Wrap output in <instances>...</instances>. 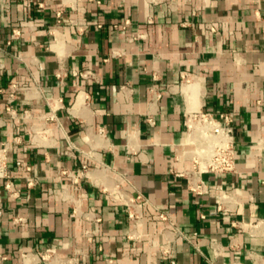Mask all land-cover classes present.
<instances>
[{"label": "crops", "instance_id": "1", "mask_svg": "<svg viewBox=\"0 0 264 264\" xmlns=\"http://www.w3.org/2000/svg\"><path fill=\"white\" fill-rule=\"evenodd\" d=\"M199 108L236 121L204 193ZM3 147L0 264H264V0H0Z\"/></svg>", "mask_w": 264, "mask_h": 264}, {"label": "built area", "instance_id": "2", "mask_svg": "<svg viewBox=\"0 0 264 264\" xmlns=\"http://www.w3.org/2000/svg\"><path fill=\"white\" fill-rule=\"evenodd\" d=\"M60 16L61 14L58 13ZM235 116L232 112L220 110L211 112L199 108L186 115V143L182 149V156L191 160L193 168L186 172H178L177 175H185L188 178L190 188L197 193L209 190L204 176L209 174L224 175L237 171V141L235 139ZM7 148H0V167L6 160ZM34 183L30 178L29 184ZM5 187L14 193L12 183L7 182ZM221 202L229 200L231 195L221 189ZM220 202V208L222 203ZM168 214L161 212L159 216L166 219ZM52 249L40 254L41 259L50 257ZM28 254L22 253L25 257ZM6 257L4 256L3 259ZM171 264H176L171 260Z\"/></svg>", "mask_w": 264, "mask_h": 264}]
</instances>
